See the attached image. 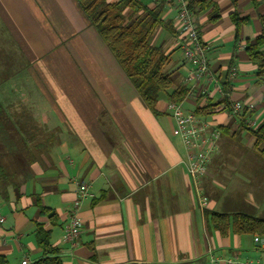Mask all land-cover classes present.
Wrapping results in <instances>:
<instances>
[{
    "label": "crops",
    "instance_id": "crops-1",
    "mask_svg": "<svg viewBox=\"0 0 264 264\" xmlns=\"http://www.w3.org/2000/svg\"><path fill=\"white\" fill-rule=\"evenodd\" d=\"M139 1L159 6L176 28L167 0ZM205 1L194 24L218 85L190 82L180 105L210 131L228 133H220L201 180L208 199L203 211L183 146L171 133L167 98L161 95L154 111L146 107L76 2L0 0V146L30 153L17 164V185L0 189V256L7 264L41 257L36 224L50 231L62 264H212L211 255L213 264L232 257L264 263L255 235L221 234L205 213L264 215V159L246 158L260 147L241 129L264 124L263 89L245 52V42L264 33V0ZM233 13L242 19L237 30ZM153 41L169 54L174 85H184L181 38L158 30ZM235 101L253 108L231 116ZM80 183L91 196L77 200ZM39 206L56 213L54 225ZM71 210L80 221L74 247L63 240Z\"/></svg>",
    "mask_w": 264,
    "mask_h": 264
},
{
    "label": "trees",
    "instance_id": "trees-1",
    "mask_svg": "<svg viewBox=\"0 0 264 264\" xmlns=\"http://www.w3.org/2000/svg\"><path fill=\"white\" fill-rule=\"evenodd\" d=\"M83 16L105 43L120 68L131 82L146 107L154 111L155 104L161 95L168 102L180 103L185 98L187 88L184 85H174V81L166 66L169 54L153 41L158 30L169 35H176L171 22L161 17V8L143 5L139 0H74ZM193 17L206 7L205 0H185ZM236 30L242 19L235 13L231 14ZM195 22V20H194ZM245 52L255 66L256 84L263 89L264 102V33L257 35L253 41L245 42ZM198 112V110H197ZM0 122L4 121V111L0 106ZM254 139L253 146L259 147V157L264 159V124L256 129H247L241 125ZM220 133H228L221 128ZM0 146V189L16 186V181L8 179L6 169L1 163ZM4 152V151H3ZM38 203V202H36ZM40 215L45 216L52 225L56 223V213L45 206H39ZM211 225L221 234L230 230L234 234L255 235L264 245V215L257 216L255 212L232 210L231 212L205 211ZM35 241L41 250V257L29 264H62L59 250L50 243V231L42 224H36ZM0 264H7L4 256H0Z\"/></svg>",
    "mask_w": 264,
    "mask_h": 264
},
{
    "label": "built area",
    "instance_id": "built-area-1",
    "mask_svg": "<svg viewBox=\"0 0 264 264\" xmlns=\"http://www.w3.org/2000/svg\"><path fill=\"white\" fill-rule=\"evenodd\" d=\"M176 12V35L181 38V65L185 68V75L182 83L188 85L190 82L198 83L205 80L206 84L214 82L217 88L216 79L209 68L206 47L201 42L199 32L194 24V17L186 6L185 0H167ZM236 69L231 66L228 70L229 79L235 77ZM207 87L201 89V93H207ZM180 103L169 102L167 108L171 119L173 120L172 134L177 137L184 149L186 173L189 175L197 199V205L200 210L207 208L208 199L201 187V180L206 175L207 166L212 159V155L217 148V141L220 136L218 129L210 131L209 126L199 116L193 112H185ZM253 108L251 103L235 101L229 105V114L237 116L244 110ZM89 186L86 183H80L76 188L77 200L90 197ZM63 227V240L71 247L77 244L80 233V221L74 210H71L66 217ZM259 241L257 237L254 238ZM211 263L216 262V258L211 255ZM23 259L20 264H29ZM223 264H264L260 258L239 259L238 257L227 258Z\"/></svg>",
    "mask_w": 264,
    "mask_h": 264
},
{
    "label": "rangeland",
    "instance_id": "rangeland-1",
    "mask_svg": "<svg viewBox=\"0 0 264 264\" xmlns=\"http://www.w3.org/2000/svg\"><path fill=\"white\" fill-rule=\"evenodd\" d=\"M1 163L3 165V167L6 169V173L8 176V179L11 181L14 180L16 181L20 174L22 169L17 165L19 163V161H21L24 158H29L30 153L29 152H1ZM29 156V157H28ZM247 159H251L253 161H258L261 158L258 155L257 151H248L247 153Z\"/></svg>",
    "mask_w": 264,
    "mask_h": 264
},
{
    "label": "water",
    "instance_id": "water-1",
    "mask_svg": "<svg viewBox=\"0 0 264 264\" xmlns=\"http://www.w3.org/2000/svg\"><path fill=\"white\" fill-rule=\"evenodd\" d=\"M260 242H262V240H260Z\"/></svg>",
    "mask_w": 264,
    "mask_h": 264
}]
</instances>
